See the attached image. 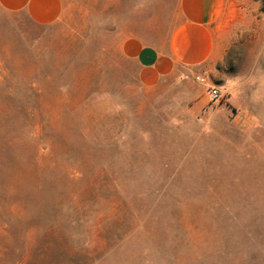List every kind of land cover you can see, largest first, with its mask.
<instances>
[{
    "label": "rangeland",
    "instance_id": "374dc122",
    "mask_svg": "<svg viewBox=\"0 0 264 264\" xmlns=\"http://www.w3.org/2000/svg\"><path fill=\"white\" fill-rule=\"evenodd\" d=\"M176 3L0 8V222L50 223L51 264H264V0L225 8L205 70L146 86L118 42L164 38Z\"/></svg>",
    "mask_w": 264,
    "mask_h": 264
},
{
    "label": "crops",
    "instance_id": "0c3cea01",
    "mask_svg": "<svg viewBox=\"0 0 264 264\" xmlns=\"http://www.w3.org/2000/svg\"><path fill=\"white\" fill-rule=\"evenodd\" d=\"M231 1L177 0L175 18L164 38L147 41L124 35L118 52L136 64L146 86L177 75L182 67L205 70L219 56L214 25ZM0 8L23 12L40 26L57 23L65 13L64 0H0ZM261 152L264 156V143ZM51 254L50 223L0 222V264H51Z\"/></svg>",
    "mask_w": 264,
    "mask_h": 264
},
{
    "label": "built area",
    "instance_id": "2783aa9c",
    "mask_svg": "<svg viewBox=\"0 0 264 264\" xmlns=\"http://www.w3.org/2000/svg\"><path fill=\"white\" fill-rule=\"evenodd\" d=\"M197 80H199L200 82H203L204 78L199 76L197 77ZM207 93H208L209 100L213 102L219 101L222 97V93L220 89H218L216 86H213V85L208 88Z\"/></svg>",
    "mask_w": 264,
    "mask_h": 264
}]
</instances>
